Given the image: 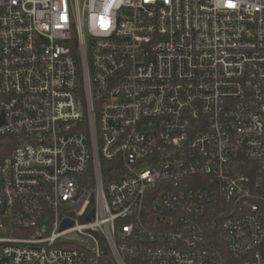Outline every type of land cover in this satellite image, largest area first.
<instances>
[{
    "label": "built area",
    "instance_id": "built-area-1",
    "mask_svg": "<svg viewBox=\"0 0 264 264\" xmlns=\"http://www.w3.org/2000/svg\"><path fill=\"white\" fill-rule=\"evenodd\" d=\"M8 138L0 264H264V0H0Z\"/></svg>",
    "mask_w": 264,
    "mask_h": 264
},
{
    "label": "trees",
    "instance_id": "trees-1",
    "mask_svg": "<svg viewBox=\"0 0 264 264\" xmlns=\"http://www.w3.org/2000/svg\"><path fill=\"white\" fill-rule=\"evenodd\" d=\"M84 121L86 123V117L84 118ZM12 141V139L8 138V139H0V145L4 144V143H10ZM12 144H14V141H12ZM103 167L106 169L109 167V164L106 162H103ZM105 176H107V173L104 174Z\"/></svg>",
    "mask_w": 264,
    "mask_h": 264
},
{
    "label": "water",
    "instance_id": "water-1",
    "mask_svg": "<svg viewBox=\"0 0 264 264\" xmlns=\"http://www.w3.org/2000/svg\"><path fill=\"white\" fill-rule=\"evenodd\" d=\"M70 224H71L70 221H64V222L62 223V225H61V228L65 227V226H68V225H70Z\"/></svg>",
    "mask_w": 264,
    "mask_h": 264
},
{
    "label": "rangeland",
    "instance_id": "rangeland-1",
    "mask_svg": "<svg viewBox=\"0 0 264 264\" xmlns=\"http://www.w3.org/2000/svg\"><path fill=\"white\" fill-rule=\"evenodd\" d=\"M87 54H88V57H89V53L87 52ZM91 175H92V173H91ZM1 234V233H0Z\"/></svg>",
    "mask_w": 264,
    "mask_h": 264
}]
</instances>
